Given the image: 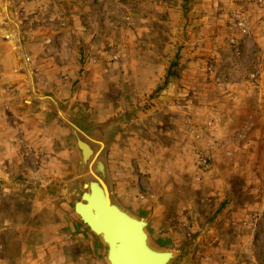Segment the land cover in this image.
Instances as JSON below:
<instances>
[{
	"label": "rangeland",
	"instance_id": "1",
	"mask_svg": "<svg viewBox=\"0 0 264 264\" xmlns=\"http://www.w3.org/2000/svg\"><path fill=\"white\" fill-rule=\"evenodd\" d=\"M3 101L0 264H105L74 132L171 264H264V0H0Z\"/></svg>",
	"mask_w": 264,
	"mask_h": 264
},
{
	"label": "water",
	"instance_id": "2",
	"mask_svg": "<svg viewBox=\"0 0 264 264\" xmlns=\"http://www.w3.org/2000/svg\"><path fill=\"white\" fill-rule=\"evenodd\" d=\"M74 136L81 163L88 164L92 179L83 184L73 212L100 242L105 264H171L180 253L153 243L148 221L133 215L111 195L107 169L103 162L94 161L99 152L94 154L76 132Z\"/></svg>",
	"mask_w": 264,
	"mask_h": 264
},
{
	"label": "crops",
	"instance_id": "3",
	"mask_svg": "<svg viewBox=\"0 0 264 264\" xmlns=\"http://www.w3.org/2000/svg\"><path fill=\"white\" fill-rule=\"evenodd\" d=\"M49 100H51V101H53V99L52 98H48ZM40 100H46V98H40ZM54 102V101H53ZM24 103H26L28 106H30V108L31 109H34L35 107H36V105L33 103V102H31V101H26V100H24ZM43 103V102H42ZM2 104H3V106H2ZM5 105V106H4ZM4 107H7V108H9V105H8V103H6L5 101H3L1 104H0V109H2V108H4Z\"/></svg>",
	"mask_w": 264,
	"mask_h": 264
}]
</instances>
